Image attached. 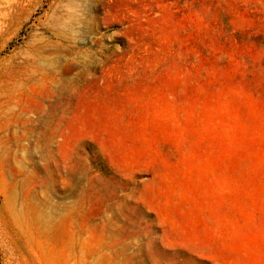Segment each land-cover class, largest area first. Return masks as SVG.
Instances as JSON below:
<instances>
[{
	"label": "rangeland",
	"instance_id": "rangeland-1",
	"mask_svg": "<svg viewBox=\"0 0 264 264\" xmlns=\"http://www.w3.org/2000/svg\"><path fill=\"white\" fill-rule=\"evenodd\" d=\"M0 264H264V0H0Z\"/></svg>",
	"mask_w": 264,
	"mask_h": 264
}]
</instances>
